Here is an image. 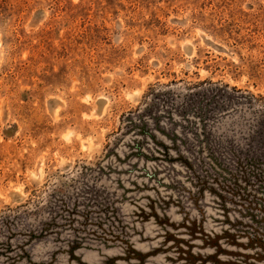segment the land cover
<instances>
[{"label": "rangeland", "instance_id": "obj_1", "mask_svg": "<svg viewBox=\"0 0 264 264\" xmlns=\"http://www.w3.org/2000/svg\"><path fill=\"white\" fill-rule=\"evenodd\" d=\"M0 264H264V0H0Z\"/></svg>", "mask_w": 264, "mask_h": 264}]
</instances>
